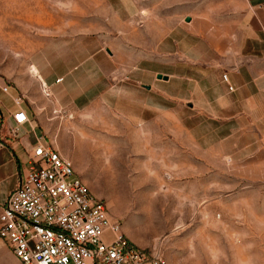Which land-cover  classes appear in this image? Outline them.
Segmentation results:
<instances>
[{
    "label": "crops",
    "instance_id": "1",
    "mask_svg": "<svg viewBox=\"0 0 264 264\" xmlns=\"http://www.w3.org/2000/svg\"><path fill=\"white\" fill-rule=\"evenodd\" d=\"M114 1L121 6L112 16L120 23L111 30L116 37L44 46L34 53L27 80L0 77V203L39 140L72 160L81 126L105 113L127 141L144 144L160 131L165 109L168 130L176 135L183 104L196 112L190 117L232 126L253 137L250 149L264 150V0ZM19 106L30 120L13 137L7 129ZM72 162L78 174V161Z\"/></svg>",
    "mask_w": 264,
    "mask_h": 264
},
{
    "label": "rangeland",
    "instance_id": "2",
    "mask_svg": "<svg viewBox=\"0 0 264 264\" xmlns=\"http://www.w3.org/2000/svg\"><path fill=\"white\" fill-rule=\"evenodd\" d=\"M112 1L0 0V77L27 80L44 46L116 37L121 6ZM177 108L176 135L165 109L144 144L127 141L107 113L90 118L70 154L78 175L132 241L159 249L168 264H264V150L249 148V134ZM0 264H14L2 240Z\"/></svg>",
    "mask_w": 264,
    "mask_h": 264
},
{
    "label": "built area",
    "instance_id": "3",
    "mask_svg": "<svg viewBox=\"0 0 264 264\" xmlns=\"http://www.w3.org/2000/svg\"><path fill=\"white\" fill-rule=\"evenodd\" d=\"M13 120L7 130L14 137L30 118L19 106ZM28 164L0 203V238L19 264H168L159 249H144L126 235L57 148L39 140Z\"/></svg>",
    "mask_w": 264,
    "mask_h": 264
}]
</instances>
